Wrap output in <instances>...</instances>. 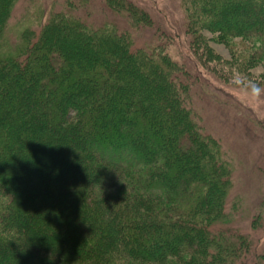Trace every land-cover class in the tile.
<instances>
[{
    "label": "trees",
    "instance_id": "16d2710c",
    "mask_svg": "<svg viewBox=\"0 0 264 264\" xmlns=\"http://www.w3.org/2000/svg\"><path fill=\"white\" fill-rule=\"evenodd\" d=\"M100 1L128 26L94 25L89 0H38L10 42L17 0H0V264H264L257 239L227 226L232 160L182 101L187 67L165 42L137 45L152 19L134 0ZM179 8L219 80L264 67V0ZM206 32L249 43L245 63L224 65Z\"/></svg>",
    "mask_w": 264,
    "mask_h": 264
},
{
    "label": "rangeland",
    "instance_id": "374dc122",
    "mask_svg": "<svg viewBox=\"0 0 264 264\" xmlns=\"http://www.w3.org/2000/svg\"><path fill=\"white\" fill-rule=\"evenodd\" d=\"M37 1L17 0L7 22L10 42L15 41V31L19 30V25L24 24L28 14L36 10L35 6L39 4ZM48 1L42 0V3L47 4ZM89 1L93 4L84 11L87 20L94 22V25L114 21L116 28L124 29L128 26V18L122 15L111 16L108 14L110 12L102 8L100 0ZM134 1L152 19L151 26L132 32L137 45L165 42L169 55L185 64L191 86H188L186 99L182 96V101L192 120L199 123L202 135L207 133L218 137L230 154L234 176L225 205L227 226L239 232L249 231L251 238L257 239L259 248L264 249V83L259 80L264 77V67L245 63L250 50L249 43L238 40L237 43H223L214 34L206 32L211 50L219 55V60L226 63L222 64L234 66L241 57L249 70V73L245 70L249 74L245 77L246 81L236 84L219 80L212 67L221 63H208L209 59L207 64L200 65L196 51L189 46V37L183 32L180 0ZM58 6L61 8L62 3ZM259 207L263 210L262 224L251 229L254 223L251 224V220Z\"/></svg>",
    "mask_w": 264,
    "mask_h": 264
}]
</instances>
